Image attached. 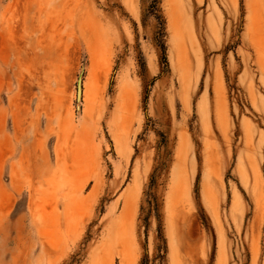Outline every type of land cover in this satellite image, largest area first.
Listing matches in <instances>:
<instances>
[{
  "label": "rangeland",
  "instance_id": "obj_1",
  "mask_svg": "<svg viewBox=\"0 0 264 264\" xmlns=\"http://www.w3.org/2000/svg\"><path fill=\"white\" fill-rule=\"evenodd\" d=\"M0 264H264V0H0Z\"/></svg>",
  "mask_w": 264,
  "mask_h": 264
},
{
  "label": "water",
  "instance_id": "obj_2",
  "mask_svg": "<svg viewBox=\"0 0 264 264\" xmlns=\"http://www.w3.org/2000/svg\"><path fill=\"white\" fill-rule=\"evenodd\" d=\"M83 95V78L80 76L78 80L77 98L81 101Z\"/></svg>",
  "mask_w": 264,
  "mask_h": 264
}]
</instances>
